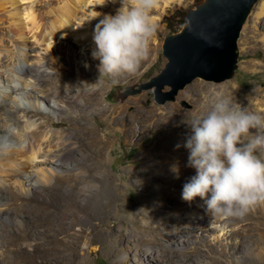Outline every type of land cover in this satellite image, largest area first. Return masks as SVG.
I'll list each match as a JSON object with an SVG mask.
<instances>
[{"label":"rangeland","instance_id":"rangeland-1","mask_svg":"<svg viewBox=\"0 0 264 264\" xmlns=\"http://www.w3.org/2000/svg\"><path fill=\"white\" fill-rule=\"evenodd\" d=\"M5 1L9 3L0 8V18L4 32H8L11 37L8 40L6 35H3L4 38L0 37L2 95L7 91L12 93L7 89L9 83L21 86L30 80L22 74L13 76L16 72L12 69L19 57L35 68V74L40 73V85L49 87L56 84V79L63 69L72 66L75 72L82 67L89 74L87 88L99 83L104 85L105 89L96 110L93 106L79 109L78 115L61 103L67 109L56 113L53 106L59 108V104L56 98H52L51 107L40 103L41 113L30 114L32 120L46 121L43 117L45 115L57 123L55 129L64 131V134L53 137L51 152L54 154L56 149L68 148L71 157L69 161L62 160V164H38L41 169L46 168L51 180H41L39 171H25V174L31 177L26 184L23 182L24 189L28 191L20 188V181L16 182L15 178L6 177L7 179L3 180L0 177V188H3L0 189V264H156L157 258H163L165 264H186L182 249L179 246L176 250L174 241L179 239V230L183 224L188 221L191 224L196 223V219L192 217L193 212L205 203L200 197L191 202L182 199L184 184L196 174L195 169L186 166L189 153L184 150L188 155L176 157L169 156V151L162 150L165 138L174 137L178 132L175 128L177 118L170 113L168 106L175 104L179 111L184 112V120L190 117L195 119L191 113L197 109L196 100L201 97L202 92L211 98L215 92L222 94L223 86L232 84L237 90L231 88V95L228 94L224 100L237 108L241 107L264 116V14L260 18L256 17L262 0L253 7L242 29L238 42L239 67L234 77L222 82L198 77L180 89L175 100L165 103L158 102L156 87L128 96L122 93L128 86L138 89L139 84L150 81L165 67L168 61L163 55L165 38L183 28L189 10L202 0H171L170 4H166L165 0H158L160 9L149 15L156 18V28L149 43L148 56L142 60L134 74L115 79L99 73L98 67L92 70L90 66H97L98 60H90L86 66L77 65L82 60L81 55L85 58L91 55L94 46L89 42L88 46L80 48V42L75 38L76 31L82 28L78 23L87 17L85 8L78 12L75 20L77 25L72 29L64 33H53L54 35L51 33L50 41L54 44L50 50H58V61L64 63L61 66L52 54L43 57L47 52V41H37L32 33L36 31L39 37L42 31L51 29V21L55 18L57 7L64 0H21L16 15L13 14L17 9L11 6L9 0ZM108 2V9L92 4L94 11L100 13V20L108 12L110 15L117 12L118 4L113 6L111 1ZM31 14H36L41 20V25L38 30H32L28 34L27 45L30 49L21 44L25 39L18 35L17 27L12 22L14 18L22 16L31 28ZM9 51L13 52V56L9 55ZM85 63L83 61V64ZM41 64L45 65L46 71H40ZM63 75L65 76L64 73ZM32 81L34 82L35 78ZM196 83L202 84V91L191 89ZM33 86L36 88L37 82L29 85V89L34 88ZM171 91L172 87L169 85L162 89L164 95ZM10 94H7L8 104L21 103L23 108L29 104L22 95H17L18 101L14 102L13 93ZM247 95L253 96V104L250 106L244 104ZM132 99L134 101L128 103ZM218 100H214L213 104ZM121 106H125L129 115L117 122L109 121V111L108 114L102 111L103 107H108L116 111L112 113L114 116ZM154 108L157 109V114L149 118V112ZM69 114L79 119L84 118L101 136L108 135L103 137L109 142L104 150L107 162L102 163L100 170L95 169L100 155L88 152L97 148L96 143L84 139L83 130L71 127L74 120ZM61 120L64 123L58 122ZM128 129L130 133L127 132ZM250 131L254 133L256 130ZM180 134L186 141L190 132L184 131ZM79 135L83 136L80 141ZM27 144L29 141L24 142V145ZM2 149L4 145H0V151ZM147 150L153 152L156 162L163 161L164 165L155 167L157 171L149 168L147 173L141 169L145 180L139 181L135 169L145 160ZM41 159L37 158L38 161ZM173 165L179 167V178H176L171 170ZM51 171L56 174L52 175ZM100 174L102 179L98 178ZM78 175L81 176V181L80 178L77 179ZM83 175L86 176L85 179ZM31 183L42 184V189L30 193ZM6 209L10 212L7 213ZM256 211L257 208L252 206L243 217H228L230 222L226 229L235 233L234 237L241 240L240 250L230 247L234 237L219 236L217 230H210L202 236L205 242L192 244L194 247L189 250L194 251L188 262L235 264L234 255H239L240 260L246 261V264H255L247 255L251 246L257 247L255 252L264 256V242L260 241V235L264 232V213L258 218ZM82 214L87 218H81ZM256 223H259L260 228ZM209 226L218 228L212 223ZM153 250L156 252L155 257ZM261 264H264V261Z\"/></svg>","mask_w":264,"mask_h":264},{"label":"bare ground","instance_id":"bare-ground-1","mask_svg":"<svg viewBox=\"0 0 264 264\" xmlns=\"http://www.w3.org/2000/svg\"><path fill=\"white\" fill-rule=\"evenodd\" d=\"M12 7H15L17 9L13 15H16L18 13V3L21 0H9ZM111 1V5H116L117 10L121 7V0L117 2V0H109ZM166 4H170L171 0H165ZM164 1V2H165ZM174 1V0H172ZM260 1V0H259ZM9 3V2H8ZM5 0H0V8L4 7L8 4ZM108 0H64L61 1L60 5L57 7V13L55 15V18L51 21V29L47 30L45 32L42 31L41 36L38 37L36 34V31L32 33V36L37 41H47V52L43 56L44 58L48 57L50 54L53 55V58L57 63H60L61 66L64 65L63 62L58 61L59 58V52L58 50H50V47L53 46V41H50L51 39V33H58L59 31L63 33L72 29L73 26L77 25L76 18L78 15V12L85 8L88 14L86 18L81 19L78 23L79 26H81V30L76 31L75 38L78 42H80L79 47L84 48L88 46V43L92 41V33L97 25V23L100 21V16H98L100 13L95 12V7H92L95 5H99L100 8H106L108 9ZM158 0H154V7L151 8L149 11V15L153 13V11L158 10ZM160 9V8H159ZM105 10V9H104ZM102 10V11H104ZM111 11V10H110ZM110 12H108L107 15ZM264 14V0L260 3L259 11L256 14L257 18H260ZM103 16V15H102ZM30 26L26 24L24 21V18L16 17L13 19V24L17 27V32L20 37H23L25 40L21 44L26 47H28V34L32 32V30H38V28L41 25V20L38 19L36 14L32 15L30 17ZM150 22L155 26V19L154 17H149ZM156 28V27H155ZM2 26V21L0 18V37L4 38L3 35L7 36V40L11 37L8 32H4ZM43 29V28H42ZM2 32L4 34H2ZM38 32V31H37ZM54 35V34H53ZM93 46V45H92ZM94 47V46H93ZM28 48L31 49L29 46ZM53 48V47H52ZM9 50V49H8ZM92 52V51H91ZM1 53V52H0ZM9 55L13 56V52L9 51ZM81 61L77 64L78 66L84 65L89 63V61H96L92 58V55H89L85 58V56L81 55L80 57ZM85 58V59H84ZM19 61L15 62V66L13 67V71L16 73H13V76H17L18 74H22L29 78V82L25 81L24 85L21 86H13L11 83H9V87L7 88L13 93V101H18L17 95L24 96V99L29 101V104H26V107L23 108L21 103H11L8 104L7 99L10 92H6L5 94H1L2 97L0 98V145H4V149L0 151V177H2L3 180H6L8 177L10 179L15 178V181L20 183V188L24 189V183L25 184L31 180V177L26 175L25 171L28 170H36L39 171L41 174V180L47 181L51 180V175L46 171V168L41 169L38 164L39 163H64L62 160H70V153L68 152V148L63 149H56L55 153L53 154L51 151L52 147V139L57 134L63 135L64 131L55 129L57 123L51 121V119L47 116H43L46 118V121H40L32 120L30 117V114L33 115L40 114V103H43L46 106L51 107L50 100L52 98H56L59 104V108L56 106H53L54 112L62 113L67 108H64L63 104H65L66 107H69L70 110L75 111L78 113L79 109H87L88 107H92L93 109H97V105H100V96L103 94L104 85H100L99 83L94 84L92 87L87 88L86 82L90 80L88 78V75L86 71L80 67L78 68V71L75 72L71 67H66L63 69V72L58 75L59 78L56 79V84L47 87L46 85H40V80L38 77H40V73L35 74V68H33L32 65L27 64L21 57L18 59ZM83 61L86 62L83 64ZM41 72L46 71V67L44 64H41ZM92 70L95 69V67H98V65H91L90 66ZM91 70V69H90ZM91 70V71H92ZM65 74V76L63 75ZM33 78H35V81L33 82ZM64 79V80H63ZM21 80V79H20ZM22 80V82H23ZM37 82L36 88L29 89V85H34ZM39 83V85H38ZM56 85V86H55ZM204 88V87H203ZM231 88L235 91L237 90L235 86L232 84H227L222 87V94L213 93L209 98L206 96L203 92L201 93V97L196 100L197 105L196 108L191 115L195 118L204 116L212 107L213 101L218 99H224L228 94L232 93ZM192 90L195 91H202V84L196 83L194 86L191 87ZM68 90L70 91L68 93ZM2 91V90H1ZM4 92V91H3ZM234 92V91H233ZM238 92V91H237ZM12 93L10 95H12ZM231 95V94H230ZM253 97V96H252ZM250 97V95H247L244 99V104L247 106H250L253 104V98ZM12 101V102H13ZM134 100H130L128 103L133 102ZM20 102V101H19ZM127 106V104L125 105ZM125 106H121L119 112H117L116 115H112L113 112H116L115 110H111L108 107H103L102 111L104 113H107L108 111L111 114H108L107 118L109 121H115L117 122L120 118H125L129 115V113L126 111ZM168 108L170 109V113L177 118V136L170 137L167 136L166 142L162 145V150L169 151L167 154L169 156H176V157H182L183 155L187 154L185 152H188V150L183 147L185 141L183 138H181V134L184 131H189L191 134V128L189 123L193 120V118L190 117L188 120L182 119L184 117V112L179 111L177 109V106L175 104H169ZM79 111V112H78ZM82 111V110H81ZM95 112V111H94ZM149 118L153 117L157 114V109L154 108L149 112ZM171 115V116H172ZM74 122L71 123L72 128L81 129L84 133V139H87L88 141H94L97 145V148H94V151L89 150L88 152H96L98 155H100V159L98 160V164L96 165L95 169L100 170L102 163L107 162V157L105 156L104 150L105 147L108 146L109 142L105 141V136L108 137L107 134L104 136L100 135V133L96 132L92 126L89 124L88 121H85L83 119H79V117H75L71 114H69ZM181 118V119H180ZM183 120V121H182ZM180 121V123H179ZM63 122V120L58 121ZM141 126L144 127V124ZM128 133H130V130H127ZM104 137V138H103ZM79 141L83 139V136H78ZM29 141V144L24 145V142ZM177 145H180V147H177ZM101 146V147H99ZM186 150L185 152H183ZM189 153V152H188ZM53 154V155H52ZM188 155V154H187ZM153 152L151 150H147L145 152V160L141 163V165L135 169V173L138 175L139 181H144V172H142L141 169H144V171L147 173V169L154 168L155 171L158 166L164 165L163 161L161 163L156 162V160L153 159ZM168 157V156H167ZM39 158H42L41 161H38ZM57 158V159H55ZM264 160V157L262 158ZM74 162V161H73ZM76 163V162H75ZM164 168V167H163ZM51 174L54 175L56 172L51 171ZM84 176V175H83ZM82 176V177H83ZM7 177V178H6ZM29 178L30 179H23V178ZM81 176L78 175L77 179ZM86 176H84L83 179H85ZM5 178V179H4ZM98 178L102 179L101 174L98 175ZM9 179V180H10ZM82 178H80L81 181ZM24 180V181H23ZM38 182V179H37ZM31 188H29L30 193H36L37 190L42 189V184L37 183H31ZM33 188V189H32ZM0 189H3L2 187ZM28 191V189H24ZM31 190V191H30ZM257 208L256 215L258 218H260L261 214L264 213V202H259L258 205H254ZM7 213L10 212L9 209H6ZM196 219L195 224L189 223L183 224L181 226L179 233L181 234L178 240L174 241V245L177 248L180 246V248L183 251L184 259H186V264H190L188 262L189 256L192 255L193 250H189L191 247H194L192 244L195 242L203 243L205 242V239L202 238V236L206 235L210 230H217L219 232V236L221 235H228L231 237H234L235 233L230 232L227 230L228 223L230 222V219L228 217H222V216H212L207 210L206 205L199 206L195 209L193 212V216ZM81 218L86 219L87 216L85 214L81 215ZM216 224V227L218 228H211L209 224ZM259 225V223H256ZM220 227V228H219ZM260 228V225L258 226ZM264 229V228H263ZM250 231V230H248ZM87 241V240H86ZM241 241V240H240ZM240 241L234 237L233 241H231V248L236 250H240ZM260 241L264 242V232L260 235ZM90 242V241H89ZM192 245V246H191ZM248 249V248H247ZM250 251H247L248 259L252 260L255 264H261L264 261V256L262 253H256L257 247L249 248ZM246 250V248H245ZM154 253V257L156 255V252L154 250L152 251ZM244 254V253H243ZM239 255H234L235 264H246V261H241ZM167 260V259H166ZM150 264V263H149ZM156 264H165L163 258H157Z\"/></svg>","mask_w":264,"mask_h":264},{"label":"clouds","instance_id":"clouds-1","mask_svg":"<svg viewBox=\"0 0 264 264\" xmlns=\"http://www.w3.org/2000/svg\"><path fill=\"white\" fill-rule=\"evenodd\" d=\"M152 7L154 0H121L115 15L97 23L91 55L99 73L115 79L137 71L155 33ZM189 125L183 147L189 152L186 166L196 174L184 184L182 199L200 197L212 216L222 217H243L264 202V116L220 99ZM171 170L179 178V167Z\"/></svg>","mask_w":264,"mask_h":264},{"label":"water","instance_id":"water-1","mask_svg":"<svg viewBox=\"0 0 264 264\" xmlns=\"http://www.w3.org/2000/svg\"><path fill=\"white\" fill-rule=\"evenodd\" d=\"M259 0H202L191 8L183 28L163 43L165 67L139 88L128 86L122 95L156 87L157 100H175L180 89L196 78L222 82L234 77L240 60L239 38ZM171 86L164 95L162 89Z\"/></svg>","mask_w":264,"mask_h":264}]
</instances>
